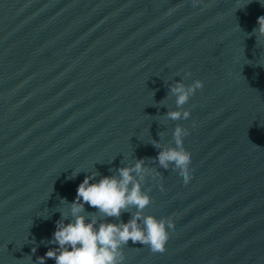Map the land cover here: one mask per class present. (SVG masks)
I'll return each instance as SVG.
<instances>
[{"label": "water", "instance_id": "95a60500", "mask_svg": "<svg viewBox=\"0 0 264 264\" xmlns=\"http://www.w3.org/2000/svg\"><path fill=\"white\" fill-rule=\"evenodd\" d=\"M262 15L264 0H0V264H38L85 175L139 159L143 215L175 228L164 253L129 241L123 264H264ZM195 80L190 117L167 119L169 86ZM177 125L187 184L154 159Z\"/></svg>", "mask_w": 264, "mask_h": 264}, {"label": "clouds", "instance_id": "9594fccd", "mask_svg": "<svg viewBox=\"0 0 264 264\" xmlns=\"http://www.w3.org/2000/svg\"><path fill=\"white\" fill-rule=\"evenodd\" d=\"M257 25L253 32L264 37V15L258 17ZM203 86L201 80H195L190 85L182 81L170 85V93L176 97L177 110L167 112L166 118L173 121L188 119L191 113L183 106ZM188 134L186 128L177 125L173 131L175 146L164 147L159 141H152L153 147L158 150L154 159L160 167L178 171L185 184L192 179L191 153L184 147V137ZM149 171L144 159H139L132 167L119 168L118 177L103 176L96 181V173L85 175L77 187L70 212L61 213L62 219L56 222L50 243L57 247L38 257V264H46V259H54L55 264H123L125 256L122 247L129 241L147 245L153 253H164L170 238L169 229H174L175 224L168 217L158 219L143 215V209L152 202L150 195L141 187V181ZM85 204L106 217L118 218L130 206L136 207L137 211L126 223L98 222L95 218L88 220L81 215ZM35 251L33 248V254Z\"/></svg>", "mask_w": 264, "mask_h": 264}]
</instances>
